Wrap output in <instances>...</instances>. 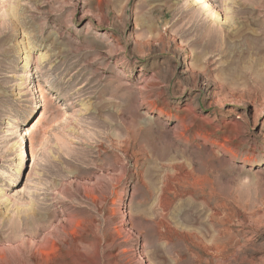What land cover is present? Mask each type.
<instances>
[{
    "label": "rangeland",
    "instance_id": "obj_1",
    "mask_svg": "<svg viewBox=\"0 0 264 264\" xmlns=\"http://www.w3.org/2000/svg\"><path fill=\"white\" fill-rule=\"evenodd\" d=\"M0 264H264V0H0Z\"/></svg>",
    "mask_w": 264,
    "mask_h": 264
},
{
    "label": "bare ground",
    "instance_id": "obj_2",
    "mask_svg": "<svg viewBox=\"0 0 264 264\" xmlns=\"http://www.w3.org/2000/svg\"><path fill=\"white\" fill-rule=\"evenodd\" d=\"M21 162V161H20ZM19 164H21V163H19ZM18 170V169H17ZM20 170V169H19ZM19 170H18V172H19ZM14 176L13 175H11L10 177H9V179H8V183H12L13 182V180H14Z\"/></svg>",
    "mask_w": 264,
    "mask_h": 264
}]
</instances>
